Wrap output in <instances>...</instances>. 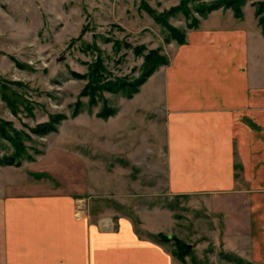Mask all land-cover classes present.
Returning a JSON list of instances; mask_svg holds the SVG:
<instances>
[{"label": "crops", "instance_id": "obj_1", "mask_svg": "<svg viewBox=\"0 0 264 264\" xmlns=\"http://www.w3.org/2000/svg\"><path fill=\"white\" fill-rule=\"evenodd\" d=\"M242 13L201 19L129 100L149 111L161 97L166 190L188 198L197 223L154 210L149 225L137 213L138 234L131 218L92 220L85 208L76 216V196L51 193L24 166L1 167L0 264H193L149 238L163 234L161 219L176 229L165 235L192 246L196 264L211 246L218 264H264V35L255 9Z\"/></svg>", "mask_w": 264, "mask_h": 264}, {"label": "rangeland", "instance_id": "obj_2", "mask_svg": "<svg viewBox=\"0 0 264 264\" xmlns=\"http://www.w3.org/2000/svg\"><path fill=\"white\" fill-rule=\"evenodd\" d=\"M179 1L0 0V86L25 102L13 114L0 98V119L28 133L50 116L64 117L55 125V132L31 136L27 145L32 159L21 166L51 193L80 199L92 220L126 216L133 220L138 234L142 230L137 213L146 215L149 225L154 223V210L171 211L183 226L186 219L196 224L201 218L187 206L188 198L172 197L166 190L165 162L160 156L165 124L161 97L153 102L154 110L146 111L135 99L107 92L91 107L80 93L87 84L83 76L98 59L104 75L126 81L140 77L149 51H158L169 64L178 45L165 42L166 31L147 9L158 14ZM259 1L249 0L245 6L254 8L252 3ZM189 22L182 14L168 20L179 29H186ZM142 47L137 55L136 48ZM77 102L82 106L74 117ZM104 106L115 109L116 115L98 118ZM155 224L164 235L176 232L169 219ZM162 246L172 253L175 249L172 243ZM217 251V246H211L209 260L203 264H218ZM195 256L185 259L191 257L196 264Z\"/></svg>", "mask_w": 264, "mask_h": 264}, {"label": "trees", "instance_id": "obj_3", "mask_svg": "<svg viewBox=\"0 0 264 264\" xmlns=\"http://www.w3.org/2000/svg\"><path fill=\"white\" fill-rule=\"evenodd\" d=\"M249 0H214L209 3L198 2L195 0H180L179 4L162 13H155V11L147 9L148 14L152 17L154 22L161 26L166 31L165 42H174L181 46L186 42V29H196L200 24V19H205L209 14L220 9H229L235 19L240 20L243 17L242 8ZM255 9V16L261 32L264 35V0L252 3ZM182 14L187 23L186 29L175 28L168 23L172 17ZM197 15L199 18L194 17ZM193 16V17H192ZM142 48H136V54H140ZM168 65V60L159 55L158 51H149L144 56V62L141 67V75L134 81H126L123 79H111L105 74L102 62L96 60L88 69L87 75L83 78L87 79V84L82 89L80 97L88 98L89 106L93 107L99 100L102 99L104 92L111 94H119L123 98L132 99L136 95L141 86L162 66ZM1 101L6 104L13 114L19 112L21 104L25 103L20 95L11 91L6 86H0ZM82 104L77 102L74 106L73 116L80 113ZM116 115L115 109L103 107L97 113V117L101 119H108ZM64 120V117L50 116L49 121L30 128L29 132L18 130L14 128L12 123L0 119V168L1 167H20L24 160H31L29 154L30 147L27 145L32 140L31 136H46L56 131L55 125ZM149 238L157 243H172L175 247L173 256L181 262H184L185 257L191 254L192 246L175 238L164 234L149 235Z\"/></svg>", "mask_w": 264, "mask_h": 264}, {"label": "built area", "instance_id": "obj_4", "mask_svg": "<svg viewBox=\"0 0 264 264\" xmlns=\"http://www.w3.org/2000/svg\"><path fill=\"white\" fill-rule=\"evenodd\" d=\"M83 210V206L81 205V203H79L78 205H77V209H76V216H78V214L81 212Z\"/></svg>", "mask_w": 264, "mask_h": 264}]
</instances>
